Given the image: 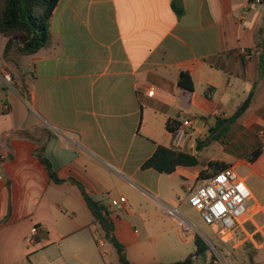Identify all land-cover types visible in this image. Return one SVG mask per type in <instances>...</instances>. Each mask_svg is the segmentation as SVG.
I'll return each instance as SVG.
<instances>
[{
	"label": "crops",
	"instance_id": "1",
	"mask_svg": "<svg viewBox=\"0 0 264 264\" xmlns=\"http://www.w3.org/2000/svg\"><path fill=\"white\" fill-rule=\"evenodd\" d=\"M172 4L60 0L37 54L7 57L0 37V264H122L78 183L110 211L130 264L184 261L197 250L190 217H201L187 196L215 161L250 187L241 232L264 248V1L181 0L182 16ZM182 73L193 91L180 87ZM251 92L249 109L227 122ZM184 115L200 119L182 149L200 165L143 169L159 146L173 148L167 124Z\"/></svg>",
	"mask_w": 264,
	"mask_h": 264
},
{
	"label": "trees",
	"instance_id": "2",
	"mask_svg": "<svg viewBox=\"0 0 264 264\" xmlns=\"http://www.w3.org/2000/svg\"><path fill=\"white\" fill-rule=\"evenodd\" d=\"M59 2L60 0H0V37L7 39L5 50L7 57L12 50L19 55L32 56L50 43L52 40L51 22ZM172 7L179 16L184 14V9L178 7L177 0H173ZM257 48L260 55V70L264 74V35H261ZM179 85L185 90H194L193 81L186 73L181 74ZM252 97L253 92L227 122L233 123L241 117L249 109ZM178 126L179 122L177 121H169L167 124V128L171 133H174ZM20 135H23V133H20ZM261 153L262 149L256 150L251 154L249 160L255 161ZM34 155L47 167L50 178L54 183L64 182L53 169L50 161L44 157L43 148L36 149ZM199 165L200 162L194 155L180 149L159 146L154 155L144 163L143 169H155L159 173L170 175L179 166L196 167ZM227 169V165L223 162H212L206 171L201 172V179L205 180ZM77 185L85 196L89 209L102 226L105 239L117 250L121 263L130 264L126 257L125 247L121 245L115 236L114 224L108 208L104 204L94 201L80 183ZM195 244L197 247L196 252L186 260L174 264H189L195 255L199 254L201 250H205V245L199 236H197Z\"/></svg>",
	"mask_w": 264,
	"mask_h": 264
},
{
	"label": "built area",
	"instance_id": "3",
	"mask_svg": "<svg viewBox=\"0 0 264 264\" xmlns=\"http://www.w3.org/2000/svg\"><path fill=\"white\" fill-rule=\"evenodd\" d=\"M254 1L262 3L264 0ZM4 80L10 84L11 74L6 72ZM149 95H154V91H150ZM176 121L179 122V126L173 133V148L182 150L186 148L192 131L200 123V119L184 115ZM252 197V191L246 180L237 171L228 168L203 180L201 186L189 192L187 200L189 205L201 215L203 222L212 229L213 234L225 244L229 243L238 232H243V221ZM126 202V198L121 197L113 200L112 206L120 211L123 210ZM168 215L177 217L180 213L174 209L169 210ZM212 250L210 261H205L204 264H229L217 246L212 245ZM198 256L195 255L189 264H197Z\"/></svg>",
	"mask_w": 264,
	"mask_h": 264
},
{
	"label": "rangeland",
	"instance_id": "4",
	"mask_svg": "<svg viewBox=\"0 0 264 264\" xmlns=\"http://www.w3.org/2000/svg\"><path fill=\"white\" fill-rule=\"evenodd\" d=\"M22 113H24V111H22ZM5 123L4 119L0 117V128L3 130L5 129V126H7V123ZM211 152H215L214 145L209 148L208 153ZM190 220L197 226L198 236L202 239L205 245V250H201L198 254L199 256L196 260L197 264H204L205 261H210L213 253L212 245L219 248L220 252L227 258L229 264H264V257L261 254V251L264 250V248L260 250L257 249L249 241L246 234L238 232L229 243L224 244L213 234L212 229L203 222L202 217L199 215L197 217L191 216ZM139 231L142 233L143 238H145V232L142 229ZM181 259H185V256H182ZM164 264L168 263L166 262Z\"/></svg>",
	"mask_w": 264,
	"mask_h": 264
},
{
	"label": "water",
	"instance_id": "5",
	"mask_svg": "<svg viewBox=\"0 0 264 264\" xmlns=\"http://www.w3.org/2000/svg\"><path fill=\"white\" fill-rule=\"evenodd\" d=\"M177 4L180 6L181 5V0H178L177 1Z\"/></svg>",
	"mask_w": 264,
	"mask_h": 264
}]
</instances>
